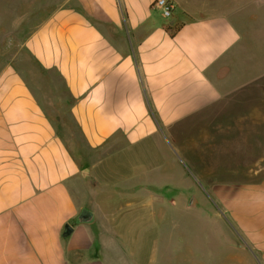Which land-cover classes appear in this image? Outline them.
Instances as JSON below:
<instances>
[{
  "label": "crops",
  "instance_id": "obj_1",
  "mask_svg": "<svg viewBox=\"0 0 264 264\" xmlns=\"http://www.w3.org/2000/svg\"><path fill=\"white\" fill-rule=\"evenodd\" d=\"M172 1L167 19L154 0H63L0 35V264H122L119 216L154 196L138 192L135 148L163 154L175 124L200 113L212 126L225 115L235 178L211 194L264 264V85L237 96L264 74L251 32L264 0ZM48 72L66 96L42 84ZM63 110L81 140L60 129ZM82 210L93 219L78 221Z\"/></svg>",
  "mask_w": 264,
  "mask_h": 264
},
{
  "label": "rangeland",
  "instance_id": "obj_2",
  "mask_svg": "<svg viewBox=\"0 0 264 264\" xmlns=\"http://www.w3.org/2000/svg\"><path fill=\"white\" fill-rule=\"evenodd\" d=\"M62 1L0 0V35L8 31L6 26L17 34L27 31ZM210 3L216 6L217 2ZM219 3L220 0L217 8ZM251 32L264 37V27L258 24L252 26ZM247 77L251 85L245 94L237 96L253 97L263 87L264 74ZM41 82L44 86L56 85L66 96L55 73L48 72ZM60 115L64 119L60 129L81 140L68 111ZM225 123V115L218 116L213 126L209 115H191L175 124V138L164 137L163 154L152 148L141 152L142 145L135 148L138 192H152L154 196L153 201L147 200L148 208L140 207L129 216L117 208L116 212L120 210L122 214L115 234L116 252L122 264H260L259 258L241 243L237 227L211 194L212 182L235 178L227 169L226 150L230 143L226 142ZM146 141L152 144L153 139Z\"/></svg>",
  "mask_w": 264,
  "mask_h": 264
},
{
  "label": "built area",
  "instance_id": "obj_3",
  "mask_svg": "<svg viewBox=\"0 0 264 264\" xmlns=\"http://www.w3.org/2000/svg\"><path fill=\"white\" fill-rule=\"evenodd\" d=\"M153 6L158 7L167 17L172 15V12L175 8V4L172 0H154Z\"/></svg>",
  "mask_w": 264,
  "mask_h": 264
},
{
  "label": "water",
  "instance_id": "obj_4",
  "mask_svg": "<svg viewBox=\"0 0 264 264\" xmlns=\"http://www.w3.org/2000/svg\"><path fill=\"white\" fill-rule=\"evenodd\" d=\"M77 219H78V221L89 222L93 219V216L90 213H84V214H82V216H79ZM71 230H72L71 226L69 224H66L65 225V234L66 235L69 234L71 232Z\"/></svg>",
  "mask_w": 264,
  "mask_h": 264
},
{
  "label": "trees",
  "instance_id": "obj_5",
  "mask_svg": "<svg viewBox=\"0 0 264 264\" xmlns=\"http://www.w3.org/2000/svg\"><path fill=\"white\" fill-rule=\"evenodd\" d=\"M167 30H168L170 36H173L175 34V31H176V30H172L170 28H167ZM84 213H90V212H88L87 210H82V212L80 213L79 216H82V214H84Z\"/></svg>",
  "mask_w": 264,
  "mask_h": 264
}]
</instances>
